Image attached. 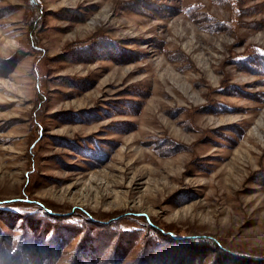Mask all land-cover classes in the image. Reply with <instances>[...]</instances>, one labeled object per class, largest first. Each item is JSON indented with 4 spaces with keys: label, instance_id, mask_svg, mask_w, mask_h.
Returning <instances> with one entry per match:
<instances>
[{
    "label": "rangeland",
    "instance_id": "374dc122",
    "mask_svg": "<svg viewBox=\"0 0 264 264\" xmlns=\"http://www.w3.org/2000/svg\"><path fill=\"white\" fill-rule=\"evenodd\" d=\"M238 2L0 0V220L41 205L264 256V75L243 60L264 1Z\"/></svg>",
    "mask_w": 264,
    "mask_h": 264
},
{
    "label": "trees",
    "instance_id": "16d2710c",
    "mask_svg": "<svg viewBox=\"0 0 264 264\" xmlns=\"http://www.w3.org/2000/svg\"><path fill=\"white\" fill-rule=\"evenodd\" d=\"M210 1L239 13L238 0ZM190 9L191 13L197 10L194 6ZM214 25L215 28L218 27L217 23ZM111 43L113 42L108 44ZM95 46L93 45L89 51L92 52ZM254 50L243 60L246 61V67L253 73L264 75V50L260 48ZM94 54L96 55L97 52ZM107 55L110 54L107 52ZM69 83L73 85L74 82ZM0 206L3 207V205ZM39 207L41 209L20 211L11 210L6 205L4 210L11 215L13 223L10 224L6 218H2L0 223L14 232H19V235L16 247L10 249L12 239L4 231L0 232V264H28V261L32 260L37 264H51L67 247L69 241L78 237L80 241L68 264H121L128 255L138 248L145 249L146 245L149 248L151 246L153 251L158 250L159 256L153 257L146 249L136 264H175V261L177 263L181 261V264H264V256H244L228 249L216 239L182 237L172 231L165 232L151 223H147L149 227L147 229L126 230L118 221L104 222L102 225L94 218L89 217L91 220H85L74 213L66 216L44 206ZM85 229L90 231L89 235L84 231ZM95 232H99L100 235L96 236ZM101 235L117 238V242L111 245L115 253H111V247L105 249V246L101 247L98 240ZM145 237L150 239L149 243L146 242Z\"/></svg>",
    "mask_w": 264,
    "mask_h": 264
}]
</instances>
